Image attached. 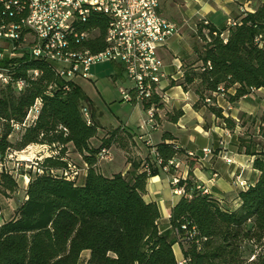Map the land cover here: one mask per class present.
<instances>
[{
	"label": "trees",
	"instance_id": "obj_1",
	"mask_svg": "<svg viewBox=\"0 0 264 264\" xmlns=\"http://www.w3.org/2000/svg\"><path fill=\"white\" fill-rule=\"evenodd\" d=\"M237 19L221 27L198 24L200 44L194 51L201 64L187 69L179 82L185 89L187 84L194 85L197 109L210 97L209 109L232 130L236 119L225 115L214 101L222 95L233 103L264 87V2ZM108 25L106 14L91 11L76 24L88 36L80 41L72 38L69 47L92 53L103 50ZM57 65L28 51L0 61V67L9 68L13 77L0 86V162L4 164L0 188L16 190L18 181L4 161L9 152L30 144L47 145L51 154L42 165L55 169L67 166L72 146L87 164L85 178L67 179L59 172L35 173L22 167L29 180L16 213L0 224V264H79L85 249H89L85 264H179L176 242L184 264H264V112L257 120L261 145L240 142L244 152L254 156L258 171L257 179L239 190L240 204L229 208L210 191L197 187L192 168L198 158L187 155L189 175L179 181L185 192L171 208V227L161 230L158 203L144 197L147 182L182 150L165 133L156 144L153 160L132 158L125 174L102 173L96 167L101 148L116 143L131 151L133 134L117 127L99 145H91L99 124L93 112L85 115L84 108L91 109L93 102L74 78L59 74ZM36 69L38 75L33 74ZM18 79L25 82L22 88L15 86ZM38 100V111L29 120ZM156 101L161 107L162 102Z\"/></svg>",
	"mask_w": 264,
	"mask_h": 264
},
{
	"label": "built area",
	"instance_id": "obj_2",
	"mask_svg": "<svg viewBox=\"0 0 264 264\" xmlns=\"http://www.w3.org/2000/svg\"><path fill=\"white\" fill-rule=\"evenodd\" d=\"M160 2L161 0H0V61L19 58L24 51H28L33 57L56 61L59 74L70 78L79 75L90 77L91 66L98 61H120L127 77L133 82L132 86L121 88L123 98L142 105L147 102L148 105L143 106L146 112L145 124L151 129L157 128L156 114L160 103L156 100H163L161 82L167 77L159 49L177 32V25L159 12ZM91 11H99L109 17L107 45L96 53L89 49L73 50L69 47L72 38L80 41L88 36L87 32H79L76 24L85 20ZM236 22L229 21L230 24ZM33 74L38 75L39 70H34ZM12 80L9 68L0 67V86ZM24 84L23 79L15 82L17 88H22ZM205 100L212 102L210 97ZM39 105L40 100L35 103L29 115L36 113ZM84 113L89 117L87 108H84ZM219 144L223 147L222 158L233 163L234 159L228 155L224 140H220ZM45 151L46 153L36 152L32 156H18L19 150H14L8 156L16 157L18 163L25 165V169H32L35 173L59 172L67 179H77L80 173L86 172V163L84 167L70 162L61 169L44 167V157L51 154L48 148ZM214 151L211 146L202 148L204 156L212 155ZM188 155L197 156L194 151H189ZM110 158L109 148H101L99 160ZM3 166L0 162V168ZM179 166L180 161L173 158L163 168L177 170ZM217 175L218 172L214 171L212 179ZM181 178L175 175L171 179L173 192L179 195L185 192L184 186L179 185ZM237 183L242 188L249 185L240 174H237ZM197 187L209 191L199 183ZM3 220L4 214L0 207V224ZM185 262L184 258L179 260V264Z\"/></svg>",
	"mask_w": 264,
	"mask_h": 264
},
{
	"label": "crops",
	"instance_id": "obj_3",
	"mask_svg": "<svg viewBox=\"0 0 264 264\" xmlns=\"http://www.w3.org/2000/svg\"><path fill=\"white\" fill-rule=\"evenodd\" d=\"M262 2L264 0H161L159 12L177 25V32L172 34L159 49V53L165 63L164 69L167 77L161 82L163 100H161L162 105L157 111L156 118L162 117L163 111L166 113L168 111L173 112V107L174 109H180L177 114L175 112L172 114V116H177L176 119H172V116L171 118H167L166 116L167 127L163 131L161 129L151 131V129L145 128L142 130L139 127L141 125L134 123L137 118L143 117L144 119L146 117V115H143L145 112L143 105L136 102H131L133 103V109L127 121H119V123L110 125L102 124L99 121L101 111L98 110L94 90H89L84 84L82 86L77 77H74V80L83 87L92 100L93 107L88 109L89 115L90 112H93L95 120L99 124L97 135L90 139L91 145H99L102 138L117 127L129 130L135 140L131 151L123 149L116 143L112 144L109 147L111 158L98 160L96 165L98 166L100 164V171L102 173L105 175H113L117 172L125 174L131 167L132 158H136L137 160L142 159L143 162H146V159L149 157L153 160L156 144L164 140L163 135L165 133L171 134L173 136L171 141L182 150L179 156L176 157L180 161V166L177 170L174 168L163 170L159 174L151 176L147 182L144 197L148 201H156L158 203L161 210L158 225L161 230L171 227V208L181 196L173 192L171 179L175 175H179L182 178H186L189 175L190 165L187 156L189 151H194L198 158L192 168L193 176L199 184L206 186L223 205L229 208H235L240 204L238 192L242 187L237 184V180L234 181V175L240 174L241 178H245L249 184L253 183L258 177V171L253 166V155L247 153L239 154L237 152L235 156L232 154L231 149H229L228 143L233 139V136H236V129H228L222 119L209 109V105L213 104L212 102L202 104L198 109L195 108L194 103L199 98L197 94L195 92L191 93L190 89L183 88L179 82H175L173 79L174 77H184L185 71L188 69L184 67V61L193 57V53L196 55L194 46L200 44V39L197 34L198 24L200 22L206 21L208 24L216 27L228 25L230 24V20L237 21V17L241 13L244 11H254ZM189 34H192L196 38V42L191 43L185 53L181 55L176 54V51H173V47L182 38L188 37ZM194 61H196L193 64L194 66L201 64L196 59ZM120 64L123 66L122 62ZM114 75V80H116L120 72ZM193 96L196 97L195 100H193ZM241 100L242 98L231 103L222 95H218L214 104L220 106L224 114L227 115L224 109L226 107L233 109V106H237V103ZM206 111H209L212 115L209 123L204 119V113ZM35 114V112L31 113L28 119L31 120L34 118ZM232 116L234 117L235 115L232 114ZM156 133L159 134L157 138H154ZM151 137L155 140L150 141L147 139ZM138 138L141 140H138ZM94 139L97 140L96 143L93 142ZM220 140H224L228 155L234 159L233 163L226 162L222 158L221 153L216 158H214V154L208 156L203 155L202 148L204 146H211L215 150L221 148L222 145L219 144ZM166 141L168 140L166 139ZM28 147L34 148L37 153H46L45 150L47 149V145L45 144H30ZM117 159L122 162V166L119 168H115L114 166V164H117ZM218 164L221 165L220 173L216 168ZM214 171H217L218 175L212 179ZM85 174L86 172L80 174L77 179L83 180ZM229 177L231 179L233 177V180ZM174 251L178 260L184 258L179 242L174 244ZM84 252L86 253L83 261L85 264L89 256V249L82 251L80 261Z\"/></svg>",
	"mask_w": 264,
	"mask_h": 264
},
{
	"label": "rangeland",
	"instance_id": "obj_4",
	"mask_svg": "<svg viewBox=\"0 0 264 264\" xmlns=\"http://www.w3.org/2000/svg\"><path fill=\"white\" fill-rule=\"evenodd\" d=\"M194 42H196V38L192 34H189L188 37L186 36L178 41V44L173 47V51H176V54L181 55L182 53H185L190 47L191 43ZM195 59L196 55L195 53H193V57L188 58L184 61V67H187L188 69L194 68L193 64L196 62L194 61ZM196 66L198 65L196 64ZM90 72L91 75L88 78L81 75L76 77L82 86L84 84L89 90H94L95 98L98 104V110L101 111L99 121L102 124L108 125L119 123V121H127L128 117L131 115L133 103L123 98L121 88L130 87L133 85V82L127 77V74L120 62L113 60L98 61L92 64ZM119 72L120 75H118L116 80H114V74L117 75ZM183 78L184 77H174L173 80L175 82H181ZM182 87L185 88L184 85H182ZM187 89H190L191 93L195 92V87L193 84H187ZM195 99L196 97L193 96V100ZM233 107V109L226 107L224 110L227 113V116H232V114L235 115L234 117L237 121V127L235 131L236 136H233V139L228 143L229 149H231V151L233 152L232 154L236 156L237 152L239 154L245 153L244 147L241 148L240 146V142L242 139L252 146L256 145L257 142H260L261 145V143L263 142L261 137L257 133V120L264 112V87H262L261 89L253 90L250 94L243 97L242 100L237 103V106L234 105ZM179 110L180 109H174L173 107V112L168 111L166 113L165 111H163V116L158 117L157 119V128L151 129L150 126L145 124V118L143 119V117L137 118L134 123L141 125L139 127H141L142 130H144L145 128L151 129V131H156L158 129H161V131H163L167 127L166 116L167 118H171L172 114L174 112L175 114H177ZM143 115H146V113L144 112ZM211 116L212 115L209 111H206L204 113V119L207 123L210 122ZM158 134L159 133H156L154 135V138H157ZM154 138L151 137L147 139L153 141L155 140ZM138 140L141 139L138 138ZM93 142L96 143L97 140L94 139ZM262 144L264 145V142ZM216 150L213 153L214 158L218 157V155L222 152L223 147L219 149L217 148ZM34 153H36L34 148L26 147L22 150H19L18 156H32V154ZM66 159L68 162L74 163L78 167H84L83 157L77 151H75L72 146H69L68 148ZM116 161L115 162L117 164H114L115 168L121 167L122 162L120 160L118 161V159ZM18 162L19 161H17L16 157L10 158L9 156L4 161L7 169L14 174L18 181V186L14 191H4L2 188H0V207L3 211L4 219L10 218L16 213L19 203L25 197L26 182L28 181L27 178H29V175L28 173L22 174V167L25 165H21V163ZM96 167L100 170V164ZM216 168L220 173L221 165H216ZM236 175L237 174L234 175V181L237 180ZM229 178L231 179V177ZM231 180H233V177ZM85 254L86 253L84 252L79 264H84L83 261L85 259Z\"/></svg>",
	"mask_w": 264,
	"mask_h": 264
},
{
	"label": "bare ground",
	"instance_id": "obj_5",
	"mask_svg": "<svg viewBox=\"0 0 264 264\" xmlns=\"http://www.w3.org/2000/svg\"><path fill=\"white\" fill-rule=\"evenodd\" d=\"M31 151V150H30Z\"/></svg>",
	"mask_w": 264,
	"mask_h": 264
}]
</instances>
